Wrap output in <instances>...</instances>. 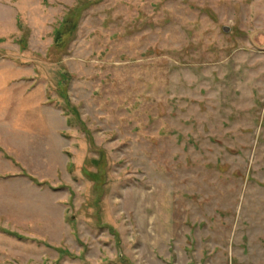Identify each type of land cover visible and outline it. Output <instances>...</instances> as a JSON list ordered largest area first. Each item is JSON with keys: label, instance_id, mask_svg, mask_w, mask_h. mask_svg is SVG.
<instances>
[{"label": "rangeland", "instance_id": "rangeland-1", "mask_svg": "<svg viewBox=\"0 0 264 264\" xmlns=\"http://www.w3.org/2000/svg\"><path fill=\"white\" fill-rule=\"evenodd\" d=\"M0 264H264V0H0Z\"/></svg>", "mask_w": 264, "mask_h": 264}, {"label": "trees", "instance_id": "trees-1", "mask_svg": "<svg viewBox=\"0 0 264 264\" xmlns=\"http://www.w3.org/2000/svg\"><path fill=\"white\" fill-rule=\"evenodd\" d=\"M71 15H69L68 17L65 18V20L63 21V23H61V25L55 30V43L59 44V42L62 41V38H63V35L65 34V28H66V24L68 25L69 21L71 18ZM21 43L23 44L22 47L25 48V40H21ZM68 112H73L78 118H79V115L77 113V111H75L74 109H69L68 111H65L64 114L67 116L68 115ZM67 124L69 126H72L73 125V121L71 118H68L67 120ZM69 170H73V164H70L69 165ZM86 171V170H84ZM24 174L26 175L27 173L24 172ZM96 178H98L99 176L98 175H95ZM33 182H35L36 184L38 185H43L44 183H39V181H37L36 179L32 178ZM4 232H6L7 234H10L12 236H16L18 238H21V239H24V237H22L21 235L17 234V233H14V232H11V231H7V230H4ZM62 254H65L67 253L65 250H60ZM68 254V253H67Z\"/></svg>", "mask_w": 264, "mask_h": 264}, {"label": "water", "instance_id": "water-1", "mask_svg": "<svg viewBox=\"0 0 264 264\" xmlns=\"http://www.w3.org/2000/svg\"><path fill=\"white\" fill-rule=\"evenodd\" d=\"M225 30L227 31V30H228V28H225Z\"/></svg>", "mask_w": 264, "mask_h": 264}]
</instances>
